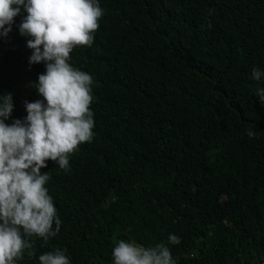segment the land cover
<instances>
[{"label":"trees","instance_id":"obj_1","mask_svg":"<svg viewBox=\"0 0 264 264\" xmlns=\"http://www.w3.org/2000/svg\"><path fill=\"white\" fill-rule=\"evenodd\" d=\"M90 46L69 63L92 77L94 136L46 161L61 220L45 242L26 237L17 264L66 250L70 264H112L119 240L169 245L177 264H264V0H99ZM13 18L0 38L5 123L23 119L43 62L28 65ZM256 134L248 137L246 129ZM54 226V225H53Z\"/></svg>","mask_w":264,"mask_h":264},{"label":"clouds","instance_id":"obj_2","mask_svg":"<svg viewBox=\"0 0 264 264\" xmlns=\"http://www.w3.org/2000/svg\"><path fill=\"white\" fill-rule=\"evenodd\" d=\"M21 13L16 27L28 37L27 63L43 62L44 71L31 83L40 99L24 101L23 119L5 123L13 109L12 94H0V264H17L24 250L34 255L26 237L46 242L57 234L61 220L46 187L49 172L40 169L54 161L67 171L69 154L94 136L92 77L68 61L74 46L92 44L103 14L99 0H0V38L7 37ZM251 79L264 82V69L253 67ZM255 96L264 105V87H257ZM246 134L253 137L254 126ZM179 242L173 233L149 246L119 240L111 250L112 264H177L169 245ZM37 261L70 264L62 248L38 255Z\"/></svg>","mask_w":264,"mask_h":264},{"label":"rangeland","instance_id":"obj_3","mask_svg":"<svg viewBox=\"0 0 264 264\" xmlns=\"http://www.w3.org/2000/svg\"><path fill=\"white\" fill-rule=\"evenodd\" d=\"M21 49H23L25 57L31 52V50L26 47V40L21 44Z\"/></svg>","mask_w":264,"mask_h":264}]
</instances>
